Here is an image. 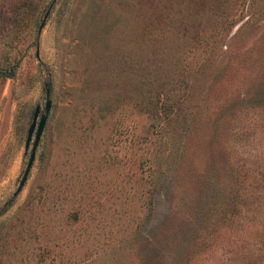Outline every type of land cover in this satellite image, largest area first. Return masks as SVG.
Instances as JSON below:
<instances>
[{
  "label": "rangeland",
  "instance_id": "374dc122",
  "mask_svg": "<svg viewBox=\"0 0 264 264\" xmlns=\"http://www.w3.org/2000/svg\"><path fill=\"white\" fill-rule=\"evenodd\" d=\"M50 1L0 0V264H264V0Z\"/></svg>",
  "mask_w": 264,
  "mask_h": 264
},
{
  "label": "water",
  "instance_id": "95a60500",
  "mask_svg": "<svg viewBox=\"0 0 264 264\" xmlns=\"http://www.w3.org/2000/svg\"><path fill=\"white\" fill-rule=\"evenodd\" d=\"M54 0H51L49 2V4L47 5V8L46 10L44 11L43 15H42V18L38 24V28L37 30L39 31V29L41 28V26L43 25L44 23V19L48 13V9L49 7L51 6L52 2ZM46 95H47V90H46ZM50 99L47 97L44 101V104H43V107H42V111L38 114L39 112V104H35L33 106V109H32V112H31V119H30V122L27 126V129H26V134H25V139H24V149L26 150L28 145H29V141L31 139V135L33 133V138H32V141H31V146H30V150H29V154H28V158H27V161H26V164H25V167L23 169V172L21 174V177L18 181V184L14 190L13 193H15L17 190L20 189L21 185L23 184L25 178H26V175H27V172L31 166V163H32V160H33V157H34V152H35V148H36V145H37V142H38V139L41 135V132L43 130V127H44V124H45V121H46V117H47V114H48V111H49V108H50ZM38 116V119L36 121V117Z\"/></svg>",
  "mask_w": 264,
  "mask_h": 264
}]
</instances>
